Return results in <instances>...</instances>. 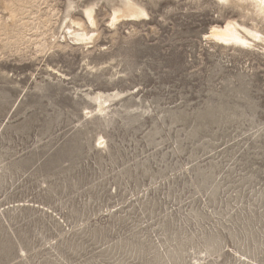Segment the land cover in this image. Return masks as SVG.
Masks as SVG:
<instances>
[{
	"label": "rangeland",
	"instance_id": "374dc122",
	"mask_svg": "<svg viewBox=\"0 0 264 264\" xmlns=\"http://www.w3.org/2000/svg\"><path fill=\"white\" fill-rule=\"evenodd\" d=\"M5 1L0 264H264V40L210 36L264 20L219 0L118 20L117 0Z\"/></svg>",
	"mask_w": 264,
	"mask_h": 264
},
{
	"label": "bare ground",
	"instance_id": "6f19581e",
	"mask_svg": "<svg viewBox=\"0 0 264 264\" xmlns=\"http://www.w3.org/2000/svg\"><path fill=\"white\" fill-rule=\"evenodd\" d=\"M29 1H31V3H33V2L35 3L37 0H29ZM219 1L223 2L224 4L236 5L240 8H242V10L249 9L256 16L261 17L264 20V0H219ZM117 2H118V4H115L113 7V17H112L113 20H118V19L123 18V17L134 18V17H138L140 15L146 14L145 13L146 11L140 5H138L137 2H135V0H117ZM0 6L3 9L10 10L9 15L12 19L16 17L18 8L15 6V2L11 3V2H6L5 0H0ZM22 10H23V8H22ZM83 13H84L85 17L87 18V20L90 22V24L92 26H94L96 24V21H95L93 4L85 6L83 8ZM45 21H47V19ZM70 22L77 26L76 30L75 29L72 30L69 28L70 33L77 40L89 39V37H87L88 36L87 31H85V28H84L85 23L83 20L70 19ZM26 28H28V27H26ZM239 28H240V26H239ZM248 34L251 37V39L250 38L248 39L246 36L241 34L240 31L238 30V24L233 22V21L229 22L224 27L214 26V27H212L211 32H210V36L215 38V39L223 40L225 42L231 41L234 44L237 43L238 45H242V46H246V47L247 46L248 47L253 46L254 45V43L252 42L253 40H261V42L264 40V33L262 35L256 31H251ZM93 99L96 102H98L99 105H103V103L106 102V96L101 91H97L93 95Z\"/></svg>",
	"mask_w": 264,
	"mask_h": 264
}]
</instances>
